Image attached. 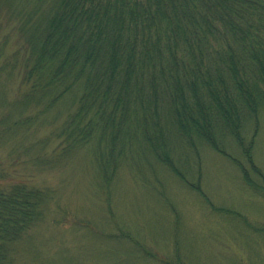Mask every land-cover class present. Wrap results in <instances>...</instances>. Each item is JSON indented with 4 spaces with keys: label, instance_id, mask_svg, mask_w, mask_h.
<instances>
[{
    "label": "trees",
    "instance_id": "1",
    "mask_svg": "<svg viewBox=\"0 0 264 264\" xmlns=\"http://www.w3.org/2000/svg\"><path fill=\"white\" fill-rule=\"evenodd\" d=\"M263 116L264 0H0V149L14 141L24 165L45 172L88 148L108 208L131 151H151L203 197L199 172L190 179L177 146L227 157L264 197L253 151ZM5 166L0 264H14L54 192L15 181ZM109 233L106 253L130 256V264H192L178 252L153 253L122 227ZM125 244L134 255L118 249Z\"/></svg>",
    "mask_w": 264,
    "mask_h": 264
},
{
    "label": "rangeland",
    "instance_id": "2",
    "mask_svg": "<svg viewBox=\"0 0 264 264\" xmlns=\"http://www.w3.org/2000/svg\"><path fill=\"white\" fill-rule=\"evenodd\" d=\"M14 143L2 146L0 162L10 167L15 181L54 192L50 212L20 241L14 264H130V256L118 259L104 249L117 226L169 259L178 252L192 264H233V258L264 264V197L246 187L232 161L209 147H199V158L179 146L175 150L180 149V166L190 179L196 176L193 170L199 172L203 197L158 164L151 151H131L111 186L108 208L88 148L76 152L62 168L40 172L24 165L17 156L22 150H13ZM58 144L51 142L52 147ZM254 144L255 162L264 173V116ZM230 150L241 157L240 151ZM218 207L239 216L214 212ZM119 247L134 255L132 245ZM256 252L254 262L251 253Z\"/></svg>",
    "mask_w": 264,
    "mask_h": 264
}]
</instances>
